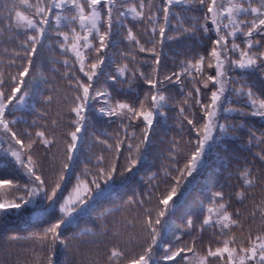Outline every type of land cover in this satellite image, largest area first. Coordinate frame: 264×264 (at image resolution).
I'll list each match as a JSON object with an SVG mask.
<instances>
[{"label": "snow or ice", "instance_id": "6c2138e0", "mask_svg": "<svg viewBox=\"0 0 264 264\" xmlns=\"http://www.w3.org/2000/svg\"><path fill=\"white\" fill-rule=\"evenodd\" d=\"M180 6L200 14L182 17L175 10ZM4 13L0 36L6 28L17 46L5 47L0 55V152L16 168L5 173L12 178H0V223L26 214L38 223L50 221L24 237L11 234V241H30L26 247L35 264H55L57 246L68 248L67 228L144 170L157 128L167 127L165 110L176 109L178 127L181 132L186 127L189 138L165 140L169 147L161 153L159 170L147 173L149 181L159 182L146 192L134 191L126 201L143 210L137 214L139 234L107 248L95 264H264V191L247 215L238 208L230 211L233 197L246 205L254 196L248 190H264V128L245 123L249 117L264 121V88L256 91L247 80L254 72L264 78V0H13ZM173 31L175 36L168 34ZM198 32L208 41L203 51L179 61L178 71L164 73L166 43ZM53 36L59 56L49 59L63 66V83L53 78L42 88L48 77L37 71L36 61L46 45L52 48ZM123 42L129 46L121 53L125 62L110 74L112 49ZM237 70L241 75L233 76ZM124 82L127 89L119 87ZM137 82H142L139 89L132 87ZM170 86L182 96L175 105L167 94ZM53 103L57 110L51 118ZM25 110L35 118L17 115ZM232 114L239 123L229 122ZM93 117L117 127L101 133L106 139L95 137L104 151L87 156L77 172ZM236 130L247 131L243 150L252 156L235 174L239 190L210 191L208 204L203 199L187 203L208 156ZM45 159L52 162L47 169ZM182 207L200 219L197 224L187 216L176 235L173 216ZM206 229L213 230L215 247L198 246Z\"/></svg>", "mask_w": 264, "mask_h": 264}, {"label": "trees", "instance_id": "16d2710c", "mask_svg": "<svg viewBox=\"0 0 264 264\" xmlns=\"http://www.w3.org/2000/svg\"><path fill=\"white\" fill-rule=\"evenodd\" d=\"M12 2L13 0H0V15L5 14V6L10 5ZM125 2H131V0H125ZM175 10L179 12L182 17L200 14L198 12L184 11L182 6L177 7ZM173 24L179 27V22L177 20H173ZM184 26L187 27L189 25L185 24ZM2 27L3 25H0V28ZM136 30L134 26V31ZM168 34L175 36L176 32L173 31ZM9 35L7 29L4 28V35L0 36V55H4L3 49L5 47L11 50L13 47L17 46V42L14 39L8 38ZM49 42L52 44V48L49 49L46 45L45 48L41 50V59L36 61L37 71H43L48 77L47 84H41L42 88L51 85L53 78L61 84L63 83L61 76L64 70L63 66L53 64L49 59L50 57L59 56V51L55 46V37H50ZM206 43H208V41L204 34L200 32L196 33L195 36L184 34L179 36L177 40L166 43L161 54L162 71L164 73L178 71L179 61L190 58L196 51H203L201 45ZM189 49H191V51H189ZM127 51H129V46L126 42L121 43L118 48L112 49L114 62L106 69L108 73L115 74L116 67L125 62L121 53ZM178 53H186V55H178ZM139 55L143 56L145 54ZM4 58L7 59L8 57L5 56ZM127 62L131 66V61ZM54 67L59 68L60 72H53L52 69ZM141 68L146 72L149 71V69L145 68L143 65H141ZM232 75L240 76L241 72L237 70L233 72ZM105 79L106 77L101 78L100 86H103ZM247 80L250 84L254 85V90L256 91L264 88V78L261 77L259 72L248 73ZM140 83L142 82H137L132 85V87L139 89ZM185 83L188 88L191 87L187 81ZM119 87L127 89L129 85L127 82H124L119 85ZM167 94L172 98L170 102L173 105L182 99L177 87L170 86ZM120 98L129 97L121 95ZM233 99H235V97H233ZM36 107L40 108L43 106L37 104ZM50 107L52 109L51 118H54L57 106L53 103ZM165 111L168 113L167 127L157 128V135L153 138L154 144L150 149V156L144 170L132 177L123 187L118 188L113 195L107 197L98 204L94 212L80 218L76 225L67 228L64 235L69 238L68 248L65 249L61 245L57 246V254L54 257L55 264H95L97 257L103 260V254L107 248L129 236H136L139 234L140 225L137 214H142L143 210L138 204L126 203L128 197L132 196L134 191L146 192L149 184L159 182V179L157 181H149L147 179V173L149 171L159 170L163 158L161 153L169 147V145L164 143L165 140L171 139L172 137H176L178 140L189 138L187 128L185 127L184 132H181L178 127L179 121L176 119L177 110L166 109ZM17 115L23 116L29 121L35 118V113H31L27 110L19 112ZM93 121L94 127L89 129L87 134L88 142L84 145L80 154L83 163L77 166V172H80L84 167V163H87V156L93 152L99 154L104 151L102 145L94 142L95 137L99 136L101 139H106L107 137L102 136L101 133H113L117 127L115 124L110 125L103 119L97 120L93 117ZM239 121L240 117L236 114H232L229 118V122L231 123H239ZM245 123L254 126L256 129L264 128V121H261L259 118L249 117ZM236 137H238V139ZM247 139V131L236 130L233 137L225 139L215 151L208 156V164L200 171V175L197 177L198 183L193 187V190L186 198L187 203L191 204L194 201L203 199L205 204H208L209 200L207 197L210 191L223 190L227 194L239 190L241 181L235 174L243 170L245 160H250L252 158L250 152L243 150L244 146H246ZM225 145H227V149H225ZM180 147H183V144H181ZM53 151H55V149ZM255 151H259V149L253 148V152ZM235 157H239V159ZM51 163L49 159H45V168L47 169ZM257 167H260L259 162H257ZM0 168L4 169L3 172H0V178H12L11 175L5 176V173H10L15 170V162L11 157H5V155L0 152ZM229 173L233 175L229 176ZM221 185H223V188ZM248 191L254 193V196L249 198L247 204H241L233 197L231 199L230 211L238 208L247 215V208L250 207L253 200L259 201L261 199V194L264 190L255 188ZM102 213L104 214L103 216H101ZM189 215L193 216L194 221L198 224L200 217H198L195 212H186L182 207L174 214L173 220L175 221L177 229L175 232L176 235L180 234L179 229L184 227V221ZM54 218L55 217L52 218L53 221ZM49 222L50 221L46 220L43 223H38L35 219H29L26 214L22 218H10L7 222L0 223V250H2L0 251V259L4 260L5 264H35L32 253L26 247L31 242L24 239L20 241H11L9 236L15 233L24 237L29 233L37 232L41 228L46 227ZM243 222L245 228H247L248 221L243 220ZM117 231L121 234L119 237L114 235ZM212 231V229H206L203 234L198 236V246L202 245L206 247L211 243L213 247H215V238L211 235ZM92 233H95V235H92ZM193 235H196V233L193 232ZM237 235H239V230H237ZM184 238L190 239V237L187 236ZM172 239H174V237H170L169 241H166V243L171 242ZM158 254L163 255V252L161 251Z\"/></svg>", "mask_w": 264, "mask_h": 264}]
</instances>
